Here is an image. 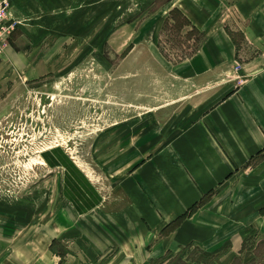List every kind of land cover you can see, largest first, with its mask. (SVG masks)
<instances>
[{"label":"crops","instance_id":"obj_1","mask_svg":"<svg viewBox=\"0 0 264 264\" xmlns=\"http://www.w3.org/2000/svg\"><path fill=\"white\" fill-rule=\"evenodd\" d=\"M171 4L201 35L181 63L153 65L183 89L169 95L183 105L179 131L152 150L145 132L128 140L105 179L61 149L43 154L60 174L61 205L24 225L22 239L13 240L18 224L0 222V264H154L192 249L223 253L226 264L242 256L248 236L264 235V0ZM155 28L149 44L158 53ZM33 38L10 36L0 85L13 86V72L45 75L47 64L33 57L49 52Z\"/></svg>","mask_w":264,"mask_h":264},{"label":"rangeland","instance_id":"obj_2","mask_svg":"<svg viewBox=\"0 0 264 264\" xmlns=\"http://www.w3.org/2000/svg\"><path fill=\"white\" fill-rule=\"evenodd\" d=\"M171 5V0H13V34L43 40L49 52L33 57L37 66L47 64L45 75L34 71L30 80L13 72V86L0 85V222L18 224L13 240L26 234L24 225L48 220L61 205L60 174L44 165L46 152L61 149L105 179L128 140L137 144L145 132L152 150L179 131L183 105L170 104L169 95L183 89L171 88L170 73L155 72L153 65L181 63L201 35L174 27ZM154 28L158 53L149 44ZM2 234L5 240L8 233ZM222 255L192 249L154 264H224ZM226 264H264V235L248 236L242 256Z\"/></svg>","mask_w":264,"mask_h":264},{"label":"built area","instance_id":"obj_3","mask_svg":"<svg viewBox=\"0 0 264 264\" xmlns=\"http://www.w3.org/2000/svg\"><path fill=\"white\" fill-rule=\"evenodd\" d=\"M10 0H0V57L7 46L8 39L17 28V23L9 15Z\"/></svg>","mask_w":264,"mask_h":264},{"label":"trees","instance_id":"obj_4","mask_svg":"<svg viewBox=\"0 0 264 264\" xmlns=\"http://www.w3.org/2000/svg\"><path fill=\"white\" fill-rule=\"evenodd\" d=\"M170 18H171L172 22L174 23V27L178 28L180 26V28H181V27L189 25L188 21L183 17V15L177 9H174L170 12ZM192 31H195V30H192ZM194 209H195V206L193 208H191L189 210V213H187L186 215H189L191 212H193ZM261 214H264V209L261 210ZM186 215H184L183 217H186ZM183 217H181V219ZM178 220H180V219H178Z\"/></svg>","mask_w":264,"mask_h":264}]
</instances>
